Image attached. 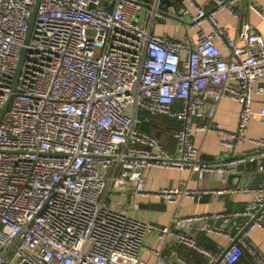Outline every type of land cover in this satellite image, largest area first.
I'll use <instances>...</instances> for the list:
<instances>
[{
    "label": "built area",
    "instance_id": "built-area-1",
    "mask_svg": "<svg viewBox=\"0 0 264 264\" xmlns=\"http://www.w3.org/2000/svg\"><path fill=\"white\" fill-rule=\"evenodd\" d=\"M165 1L0 0V264H145L138 253L153 230L164 242L171 236L210 255L179 230L202 218L165 227L115 210L107 200L113 184L135 185L137 196L167 203L199 198L206 192L184 185L148 191L144 172L221 174L257 160L234 155L246 141L264 158V137L246 136L253 117L264 124V109L252 110L253 86L264 80V38L248 22L233 36L217 17L224 10L238 18L243 0H210L209 10L184 0L194 14ZM253 8L264 20V10ZM158 21L195 34H153ZM222 100L241 104L233 132L214 121ZM156 115L181 122L178 157L140 128ZM197 132L219 135L233 154L210 165L194 146ZM253 192L243 210L213 217L237 234L226 235L231 244L211 264H237L245 251L264 264L248 241L255 228H264V188ZM152 252L156 264H169Z\"/></svg>",
    "mask_w": 264,
    "mask_h": 264
},
{
    "label": "crops",
    "instance_id": "crops-1",
    "mask_svg": "<svg viewBox=\"0 0 264 264\" xmlns=\"http://www.w3.org/2000/svg\"><path fill=\"white\" fill-rule=\"evenodd\" d=\"M149 2L150 0H142ZM207 10L214 5L210 0H196ZM165 4H173L178 7H187L191 13L194 10L184 0H166ZM255 6L259 10H264V0H243L236 10L239 17L231 15L227 11L221 10L218 13L220 26L229 28L231 34L236 36L243 22L250 23L254 30L264 38V20L258 14ZM152 33L161 35L168 33L170 36L184 38L185 35H194L195 30H186L182 24L176 22L158 21L152 27ZM219 48L226 53L225 47L218 43ZM259 85H264V80L253 86L252 110L257 113L264 109V92L258 90ZM181 104L176 105L180 107ZM241 112V104L231 100H222L217 108L215 123L222 130L235 131L238 125ZM144 111L140 116H147ZM150 123L140 125L144 131H148L153 137L158 139L167 149L172 157H178L177 141L175 133L181 128V122L165 115L150 116ZM206 121V120H205ZM204 122V121H203ZM248 139H261L264 137V124L253 117L247 126ZM194 146L200 150L204 161L210 165H219L226 162L233 153H228L221 145V138L215 133L197 132L194 134ZM235 156L257 157L254 162L230 165L229 170L223 173H205L199 175L185 170L150 168L144 172V188L148 191H155L161 188H178L185 186L190 190H200L203 193L199 198L181 197L178 203H167L156 198L137 196L135 185H115L111 186L108 192V202L111 208L132 216L140 221L155 223L160 226L174 228V224L179 218L198 217L202 218L205 225L197 227L195 230L191 224H184L179 229L193 238L197 244L206 249L210 255H205L198 250L189 248L177 238L169 237L166 242L159 238V232L153 230L146 235L143 248L138 253V258L145 264H156L158 257L152 251H158L162 258L169 264H211L212 256L220 253V249L226 248L232 242L231 237L237 234L231 224H225L223 220L214 219L217 214L232 213L241 211L252 203L255 192L254 189L264 188V174L260 167H264V158L259 157L260 153L256 145L246 141L236 147ZM242 166V171L237 173L238 166ZM235 175L228 188L229 177ZM246 189H250L248 191ZM237 191V192H234ZM204 196H208L204 199ZM157 205L159 207H154ZM264 226V218L262 220ZM209 228L220 231L209 232ZM249 244L260 250L264 255V228H255L248 239ZM237 264H257L255 258L245 251L244 256Z\"/></svg>",
    "mask_w": 264,
    "mask_h": 264
},
{
    "label": "water",
    "instance_id": "water-1",
    "mask_svg": "<svg viewBox=\"0 0 264 264\" xmlns=\"http://www.w3.org/2000/svg\"><path fill=\"white\" fill-rule=\"evenodd\" d=\"M37 8H38V2H37V5H36V7H35V9H34V11H33V14H32V18H31V22H30V29H29V34H28L27 40L29 39L30 33H31L32 28H33V25H34V21H35L36 13H37ZM21 64H22V61H21V63H20V67H21ZM20 67H19V70H18L17 76L19 75ZM7 106H8V103H7V104L5 105V107L1 110V115L6 111ZM202 159H205L204 156L202 157ZM241 168H242L241 165L238 166V168H237V170H236L237 173H239V172L242 171ZM233 178H235V175H231V176L229 177L228 188L231 187V186H230V182L232 181ZM203 198H204V199H207L208 196H204ZM155 207H159V206L154 205L153 208H155ZM204 225H205V222L202 221V220L194 221V222H193V225H192V228L195 230V228H197V227H201V226L203 227Z\"/></svg>",
    "mask_w": 264,
    "mask_h": 264
},
{
    "label": "trees",
    "instance_id": "trees-1",
    "mask_svg": "<svg viewBox=\"0 0 264 264\" xmlns=\"http://www.w3.org/2000/svg\"><path fill=\"white\" fill-rule=\"evenodd\" d=\"M144 130V129H143ZM146 131V130H145ZM147 133H149L148 131H146ZM150 134V133H149Z\"/></svg>",
    "mask_w": 264,
    "mask_h": 264
}]
</instances>
